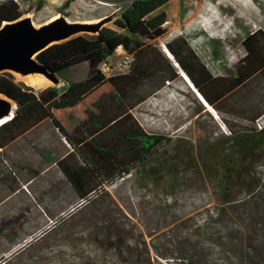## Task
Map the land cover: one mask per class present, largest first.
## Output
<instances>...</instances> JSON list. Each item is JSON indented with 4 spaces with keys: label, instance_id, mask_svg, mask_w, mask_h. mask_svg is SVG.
Returning <instances> with one entry per match:
<instances>
[{
    "label": "rangeland",
    "instance_id": "rangeland-1",
    "mask_svg": "<svg viewBox=\"0 0 264 264\" xmlns=\"http://www.w3.org/2000/svg\"><path fill=\"white\" fill-rule=\"evenodd\" d=\"M16 1L22 16L30 15L40 25L59 13L71 21H95L131 0ZM161 11L167 13L168 20L164 24L165 34L156 43L172 61L171 77L148 79L126 93L107 82L77 106L53 109L94 163L105 189L94 205L74 219L60 221L56 229L31 243L80 201L55 162L72 147L37 105L21 113L16 124L10 126L8 122L0 131V140L7 141L0 148V264H75L88 247L87 232L105 212L111 211L125 223L138 225L146 233L147 241L152 238L147 232L155 234L156 247L151 251L155 264L173 263L169 257L159 256L170 253L168 239L161 235L176 226L182 216L195 214L208 200L210 189L195 181L192 170L181 171L184 178L177 192L178 201L167 212L165 204L169 197L162 184L140 183L135 169L130 174L121 173L117 163L121 157L108 156L104 151L118 146L108 135L107 127L118 121L135 131L192 143L197 150L199 145L230 134L225 121L236 129L255 127L258 121L264 124L261 71L245 85L227 93L216 107L211 106L214 111L204 105L205 110L200 112L202 103L182 77L166 45L183 38L214 76L232 77L247 54L246 38L255 34L264 55V0H169ZM119 18L105 27L120 30L116 25ZM117 58L114 55L112 62L116 63ZM89 70L88 64H82L74 70L63 69L57 76L67 87L87 78ZM15 81L39 92L28 80L15 76ZM260 113L263 114L256 118ZM258 170H264V165ZM25 244L28 245L24 247Z\"/></svg>",
    "mask_w": 264,
    "mask_h": 264
},
{
    "label": "trees",
    "instance_id": "trees-1",
    "mask_svg": "<svg viewBox=\"0 0 264 264\" xmlns=\"http://www.w3.org/2000/svg\"><path fill=\"white\" fill-rule=\"evenodd\" d=\"M168 1L133 0L116 21L120 30L104 27L97 35L76 36L42 51L39 61L55 73L89 65L88 77L67 87L50 86L36 93L32 87L16 82L11 72L0 73V92L18 105L9 125L16 124L20 114L30 107L37 105L43 109L72 147L55 161L56 164L80 200L92 196L85 205L52 223L29 243L44 238L60 221L76 218L104 195L101 193L105 189L104 182L97 168L53 109L75 107L107 82L126 93L148 79L171 77L172 61L156 43L166 31L164 24L168 16L161 8ZM20 16L22 12L16 0L0 2V26ZM256 37L252 34L244 40L247 54L237 64L232 77L214 76L183 38L166 45L197 91L216 107L227 93L245 85L255 74L261 71L264 76V55L256 44ZM120 46L135 54L134 62L128 72L108 78L101 65ZM200 110H205L204 104ZM225 123L230 134L199 145L197 150L192 143L176 141L172 136L135 131L118 121L107 127L108 135L118 146L115 150L104 148V151L108 156L121 157L117 161L121 173L130 174L135 169L140 183L162 184L169 197L165 204L167 212L178 201L177 192L184 178L181 171L192 170L195 181L210 189L208 200L195 214L182 216L176 226L161 235L168 239L170 253L159 256L169 257L173 262L170 264H264V170H258L264 165V124L262 128L256 125L236 129L227 121ZM5 124L0 126V131ZM6 143L0 140V148ZM87 233L88 247L75 264H155L151 254L156 247L155 234L147 232L152 237L147 241L146 233L138 225L125 223L115 211L105 212Z\"/></svg>",
    "mask_w": 264,
    "mask_h": 264
},
{
    "label": "water",
    "instance_id": "water-1",
    "mask_svg": "<svg viewBox=\"0 0 264 264\" xmlns=\"http://www.w3.org/2000/svg\"><path fill=\"white\" fill-rule=\"evenodd\" d=\"M132 1L95 21H71L62 13L40 25L30 15L4 21L0 26V73L11 72L14 77L30 81L39 91L50 86L63 87L64 81L39 61V54L76 36L99 34L106 24L121 18ZM179 68L183 70L180 65ZM17 108L15 100L0 92V126L13 119Z\"/></svg>",
    "mask_w": 264,
    "mask_h": 264
},
{
    "label": "built area",
    "instance_id": "built-area-1",
    "mask_svg": "<svg viewBox=\"0 0 264 264\" xmlns=\"http://www.w3.org/2000/svg\"><path fill=\"white\" fill-rule=\"evenodd\" d=\"M114 55H117V57H118L116 63L112 62V57ZM114 55L107 59V68L105 71H102L105 74V76L108 78L111 77L113 74H116V73L128 72L131 69L132 64L134 62V59H135V54L133 52L126 50L123 46L118 47ZM257 125L259 128H262V124L260 121L257 122ZM101 190H102V188L99 190V192H101ZM91 198H92V196H90L87 199H81L78 203L73 205L64 214V216L70 215L71 213H73L74 211H76L77 209H79L80 207L85 205L88 202V199H91ZM53 223H55V222H53Z\"/></svg>",
    "mask_w": 264,
    "mask_h": 264
},
{
    "label": "crops",
    "instance_id": "crops-1",
    "mask_svg": "<svg viewBox=\"0 0 264 264\" xmlns=\"http://www.w3.org/2000/svg\"><path fill=\"white\" fill-rule=\"evenodd\" d=\"M175 64H176L177 67H179V64H178L177 62H176ZM180 72H181V74H183L182 77L184 78V80L186 81V83L189 85V87L192 89V91L196 94V96H197V98L200 100V102H201L202 104H205L204 101L202 100L200 94L197 95V88L195 87V85H194V83L192 82V80H191V78L189 77V75H188L186 72H184L183 70H181ZM184 74H186V75L188 76L189 80L186 78V76H185ZM191 83H192L194 86H193ZM205 106H206V105H205ZM206 107H207V106H206ZM54 113H55V112H54ZM55 114H56V113H55Z\"/></svg>",
    "mask_w": 264,
    "mask_h": 264
},
{
    "label": "bare ground",
    "instance_id": "bare-ground-1",
    "mask_svg": "<svg viewBox=\"0 0 264 264\" xmlns=\"http://www.w3.org/2000/svg\"><path fill=\"white\" fill-rule=\"evenodd\" d=\"M169 53V52H168ZM173 58V57H172ZM107 68V61H105L102 65H101V70L105 71ZM181 71V69H180ZM183 75V74H182ZM186 76V78L189 80L188 76L186 74H184ZM192 84V83H191ZM193 85V84H192ZM194 86V85H193ZM202 100L204 101L205 105L207 106L208 110L210 111H214L213 108L211 107V105L204 99V97L200 94Z\"/></svg>",
    "mask_w": 264,
    "mask_h": 264
}]
</instances>
